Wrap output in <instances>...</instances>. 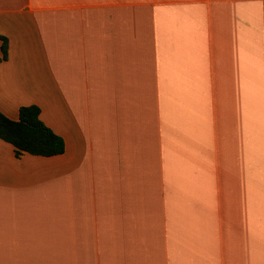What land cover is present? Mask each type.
I'll return each instance as SVG.
<instances>
[{"label": "crops", "instance_id": "1", "mask_svg": "<svg viewBox=\"0 0 264 264\" xmlns=\"http://www.w3.org/2000/svg\"><path fill=\"white\" fill-rule=\"evenodd\" d=\"M0 36V112L65 142L0 139V264H264V162L169 128L202 90L264 88V0H0Z\"/></svg>", "mask_w": 264, "mask_h": 264}, {"label": "rangeland", "instance_id": "2", "mask_svg": "<svg viewBox=\"0 0 264 264\" xmlns=\"http://www.w3.org/2000/svg\"><path fill=\"white\" fill-rule=\"evenodd\" d=\"M208 93L207 102L200 105H185L182 120L172 121L171 145L179 140L182 131L183 141L190 137L198 126L202 130L205 144H215L212 148L214 159L248 160L251 162L253 178L260 176V163L264 162V88L202 90ZM176 107L177 116L178 109ZM158 129L160 130V150L163 159V144L167 137L164 128V106L160 105ZM199 116L201 119L196 120ZM215 136L217 138H215ZM212 158V157H211Z\"/></svg>", "mask_w": 264, "mask_h": 264}, {"label": "trees", "instance_id": "3", "mask_svg": "<svg viewBox=\"0 0 264 264\" xmlns=\"http://www.w3.org/2000/svg\"><path fill=\"white\" fill-rule=\"evenodd\" d=\"M3 41V59L8 56V40ZM0 139L15 147L17 156L24 153L52 157L65 152V142L41 120V109L37 105L20 108L19 119L13 121L0 112Z\"/></svg>", "mask_w": 264, "mask_h": 264}]
</instances>
